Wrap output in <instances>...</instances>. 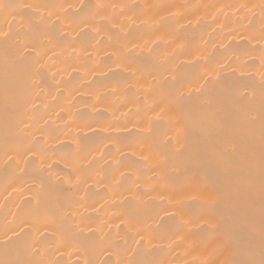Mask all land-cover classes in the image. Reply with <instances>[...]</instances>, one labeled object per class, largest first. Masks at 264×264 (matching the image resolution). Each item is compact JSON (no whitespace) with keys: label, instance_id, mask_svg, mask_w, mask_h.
<instances>
[{"label":"bare ground","instance_id":"bare-ground-1","mask_svg":"<svg viewBox=\"0 0 264 264\" xmlns=\"http://www.w3.org/2000/svg\"><path fill=\"white\" fill-rule=\"evenodd\" d=\"M248 259L264 0H0V264Z\"/></svg>","mask_w":264,"mask_h":264},{"label":"snow or ice","instance_id":"snow-or-ice-1","mask_svg":"<svg viewBox=\"0 0 264 264\" xmlns=\"http://www.w3.org/2000/svg\"><path fill=\"white\" fill-rule=\"evenodd\" d=\"M246 254H250V253H246ZM235 264H256V262L252 259H248L244 261L235 262ZM260 264H264V260H261Z\"/></svg>","mask_w":264,"mask_h":264}]
</instances>
